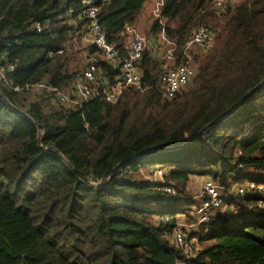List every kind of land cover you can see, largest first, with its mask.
I'll return each mask as SVG.
<instances>
[{"label": "trees", "instance_id": "16d2710c", "mask_svg": "<svg viewBox=\"0 0 264 264\" xmlns=\"http://www.w3.org/2000/svg\"><path fill=\"white\" fill-rule=\"evenodd\" d=\"M81 1L0 0V64L14 66L0 82V264H176L171 227L157 219L188 213L191 180L264 183V0L219 13L213 0L164 1L160 19L178 47L199 25L216 34L195 81L173 99L147 54L145 89L113 105L94 99L72 110L14 92L41 80L66 89L89 56L112 80L116 70L81 42ZM149 1L97 0L108 43L123 51L126 25L136 29ZM155 165L179 199L145 179ZM259 202L250 196L231 220L202 227L188 264H264Z\"/></svg>", "mask_w": 264, "mask_h": 264}, {"label": "built area", "instance_id": "2783aa9c", "mask_svg": "<svg viewBox=\"0 0 264 264\" xmlns=\"http://www.w3.org/2000/svg\"><path fill=\"white\" fill-rule=\"evenodd\" d=\"M164 1L154 0L152 10L153 17L159 19L160 31L145 36L126 25L123 34L126 44L123 51L108 43L106 33L100 25L101 6L97 0L81 1V10L76 15L78 20L84 22L85 33L80 38L81 42L95 46L101 60L116 70L112 80L102 73L97 57L89 56L85 66L77 72L73 82L66 89L54 87L47 80L14 86L11 89L17 93L25 92L46 98L52 105H61L72 110H82L87 102L94 99L113 105L125 91L139 93L145 89L140 63L147 54L160 63L157 81L162 96L168 100L177 97L195 81L197 58L213 49L216 34L204 25H199L191 30L187 39L178 47L167 38L164 23L160 19ZM238 1L240 0H213L211 8L217 13L225 12ZM70 14H73L72 10H69ZM35 29L38 33L41 32V25L36 23ZM52 55L49 53V56ZM12 71V64H0V82H5L6 74ZM149 173L151 178L147 175L148 180L159 184L158 190L167 196L180 198L172 186L166 185L164 168L155 165L150 168ZM90 183L97 185L94 181ZM256 195L264 197V183L243 181L220 184L217 180L202 178L197 193L192 196L188 213L163 214L157 219L158 225L171 227L170 242L181 252L183 258L176 264H188L199 255V238L204 235L202 227H211L221 220H231L242 211L237 206L238 203ZM258 205L264 207L263 202Z\"/></svg>", "mask_w": 264, "mask_h": 264}, {"label": "rangeland", "instance_id": "374dc122", "mask_svg": "<svg viewBox=\"0 0 264 264\" xmlns=\"http://www.w3.org/2000/svg\"><path fill=\"white\" fill-rule=\"evenodd\" d=\"M242 1V0H240ZM240 1L236 2L235 4H238ZM153 6H154V0H150L144 7L143 11H142V14L140 16V19H139V22L136 26V30L145 35V36H149L150 33H149V29L151 27V24L152 22L154 21V17L152 15V10H153ZM98 60H100V58L97 57ZM83 62V61H82ZM82 62L80 64H82ZM199 60L196 62V66L197 68H199ZM82 68V67H81ZM80 68V69H81ZM191 87V85L188 86V88L185 90V91H188L189 88ZM184 91V92H185ZM28 94V93H27ZM28 96H30L31 99H33L32 97H35L34 95L32 94H28ZM147 175V173L145 174V176ZM150 176V173L148 174V177ZM148 177H145L146 180H148ZM151 178V176H150ZM200 182L196 183L195 181L191 180L190 184H189V187H188V191L189 193L191 194V196L195 195L200 187ZM173 207L171 208H167L168 210L169 209H172Z\"/></svg>", "mask_w": 264, "mask_h": 264}, {"label": "crops", "instance_id": "0c3cea01", "mask_svg": "<svg viewBox=\"0 0 264 264\" xmlns=\"http://www.w3.org/2000/svg\"><path fill=\"white\" fill-rule=\"evenodd\" d=\"M83 62H86V59ZM193 181L202 183V178H194Z\"/></svg>", "mask_w": 264, "mask_h": 264}, {"label": "water", "instance_id": "95a60500", "mask_svg": "<svg viewBox=\"0 0 264 264\" xmlns=\"http://www.w3.org/2000/svg\"><path fill=\"white\" fill-rule=\"evenodd\" d=\"M116 68H118V66H116Z\"/></svg>", "mask_w": 264, "mask_h": 264}]
</instances>
